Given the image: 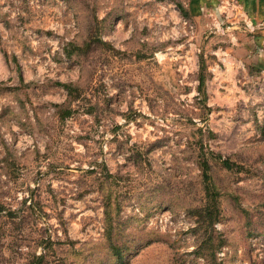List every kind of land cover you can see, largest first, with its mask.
Listing matches in <instances>:
<instances>
[{"label": "rangeland", "instance_id": "obj_1", "mask_svg": "<svg viewBox=\"0 0 264 264\" xmlns=\"http://www.w3.org/2000/svg\"><path fill=\"white\" fill-rule=\"evenodd\" d=\"M204 4L0 0V264H264V18ZM88 39L109 46L66 56ZM202 158L218 192L207 244L189 213Z\"/></svg>", "mask_w": 264, "mask_h": 264}, {"label": "trees", "instance_id": "obj_2", "mask_svg": "<svg viewBox=\"0 0 264 264\" xmlns=\"http://www.w3.org/2000/svg\"><path fill=\"white\" fill-rule=\"evenodd\" d=\"M176 7L180 14L183 17H188V13L181 7L179 3L176 2ZM100 44L103 46H109L106 45L107 43H104V41H101L100 39H92V40H86L82 42L81 45L75 44L73 41H69L65 44L64 47V53L66 56L70 57L72 54H75L76 56L82 55V53H85L86 50H88L91 46V44ZM110 48V47H109ZM4 57H6V54L2 53ZM200 59V57H199ZM200 68L199 73L197 76V90H201L204 82L203 78V68H202V61L200 60ZM20 84H22L21 77H18ZM60 87L65 91L66 94V103L73 100L75 97L78 96V87L71 83H58ZM64 104H53V107L55 109L56 114H58L59 118L62 119L66 116H69L70 110L66 109ZM217 158L220 160V165L225 169H230L231 166H235L236 168H241L238 165L230 163L227 159H221L218 155H216ZM198 168L200 170L201 175V182H202V191H203V203L199 206H194L189 209V213L191 216L195 217V223L196 226L194 230H200L205 235L203 244L209 243L213 239L212 234L210 233V228H212L213 223L219 220V211H218V204H217V189L214 187V185L209 181V165L207 163L206 158H202L199 162ZM108 175L106 174V177ZM103 216H104V230L102 234V239L106 244L107 249L111 252L112 255L116 258V260L121 261L122 254L124 249L126 248L125 244H123L120 239L122 237L123 233V227L122 223L119 221L118 214L115 216L116 213H118L117 204H112L110 200V193L106 192L103 195ZM116 208V209H115ZM3 210V206L0 204V212ZM11 214V213H9ZM117 243H115V242ZM223 242L221 240L216 241V246H220ZM216 248V247H215ZM38 258V261L34 262L33 264H39V261L42 259V256L36 257Z\"/></svg>", "mask_w": 264, "mask_h": 264}, {"label": "crops", "instance_id": "obj_3", "mask_svg": "<svg viewBox=\"0 0 264 264\" xmlns=\"http://www.w3.org/2000/svg\"><path fill=\"white\" fill-rule=\"evenodd\" d=\"M206 0H189L191 4L190 14L194 16L193 6L204 4ZM241 10L245 17L248 18V23L257 22L264 18V0H238ZM205 5V4H204ZM203 6V5H202Z\"/></svg>", "mask_w": 264, "mask_h": 264}, {"label": "built area", "instance_id": "obj_4", "mask_svg": "<svg viewBox=\"0 0 264 264\" xmlns=\"http://www.w3.org/2000/svg\"><path fill=\"white\" fill-rule=\"evenodd\" d=\"M219 1V5L218 7H224V6H239V2L238 0H217ZM240 7V6H239ZM245 25L247 27H250L251 28V24L250 23H245Z\"/></svg>", "mask_w": 264, "mask_h": 264}]
</instances>
